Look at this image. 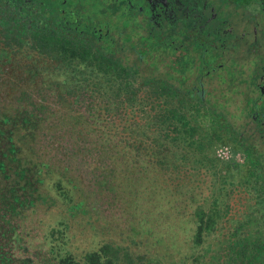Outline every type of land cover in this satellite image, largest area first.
I'll list each match as a JSON object with an SVG mask.
<instances>
[{"label": "trees", "instance_id": "16d2710c", "mask_svg": "<svg viewBox=\"0 0 264 264\" xmlns=\"http://www.w3.org/2000/svg\"><path fill=\"white\" fill-rule=\"evenodd\" d=\"M41 17L0 4V264H27L17 255L22 224L66 195L75 198L60 215L98 233L111 224L105 208L129 211L132 241L103 233L98 250L48 264H154L161 248L167 264L178 256L179 264H264V154L239 137L226 104L205 102L186 58L173 60L163 43ZM102 97L112 106H98L97 119L88 100ZM222 140L247 154L245 170L213 156ZM253 229L263 242L256 255Z\"/></svg>", "mask_w": 264, "mask_h": 264}, {"label": "flooded vegetation", "instance_id": "af4514ba", "mask_svg": "<svg viewBox=\"0 0 264 264\" xmlns=\"http://www.w3.org/2000/svg\"><path fill=\"white\" fill-rule=\"evenodd\" d=\"M0 4L45 21L87 22L102 36L163 43L173 60L186 58V67L195 74L190 82L205 89V102L227 105L232 96L241 95L239 137L264 144V0H0Z\"/></svg>", "mask_w": 264, "mask_h": 264}, {"label": "rangeland", "instance_id": "374dc122", "mask_svg": "<svg viewBox=\"0 0 264 264\" xmlns=\"http://www.w3.org/2000/svg\"><path fill=\"white\" fill-rule=\"evenodd\" d=\"M46 63L48 64V61H46ZM61 66L63 69L65 67V64L61 62ZM62 74H64V70H62V72L59 73L58 76ZM45 80L49 82L51 81L49 80L48 76L47 77L45 76ZM224 88H223V92L226 95L228 94V86H225ZM64 89L66 88L64 87ZM43 97L44 99L47 100V102L49 101L50 104L56 103L57 99L55 97H50L48 91L47 92L43 91ZM121 98L120 101L124 100L127 102L126 96H122ZM240 98H242L241 95L232 96L229 103L227 104L228 106L226 105V108L224 109L225 117L234 128L235 127L238 128V126L242 123V121H239L237 119V115H238L237 109H238V105L240 104ZM35 99L38 102L40 100L38 95H36ZM77 100H79L80 101L79 103H82L84 109H86L87 103L85 104V101H82V97L79 96ZM88 101H91L90 103H88L89 107L92 105V103L95 106L97 105V110H95L96 111L95 114L94 113L92 114L95 115V118L97 119H98V106H102L105 109H109L112 106V104H108V99H104L103 97L99 99V103L102 104H98V101L95 98H91V100L89 99ZM99 110H103V109L101 108ZM109 112L111 111L109 110ZM128 112L129 111H127L126 114ZM99 114L101 115V118L105 117L106 115L102 111ZM136 114L140 115L138 112H136ZM60 117L62 118V114L60 115ZM64 118H67V114L64 115ZM253 145L257 147L256 149L258 153L264 154V144L253 142ZM210 152H212L213 156L221 164L235 163L240 167H242V170H245V166L248 162L247 154L242 150L236 149L233 145L229 143V141L222 140L221 142H218L217 144L213 145ZM69 196L70 195L57 197V199L60 198L59 205H54V208H52V205L51 206L47 205L49 208H44V207L40 208L38 214L30 216L22 224V228H24L26 234L24 235V237H22L24 240V243H22L21 245L22 249H19L17 253V255L21 257V261H26L27 264H48V261H50V259L56 260L58 256H62L64 254H73L76 255L78 259H80V256L86 251L98 250L100 245L102 244L101 242L103 238L102 236H105L107 233H109L113 241H119L124 239V242L126 240H128L129 242L131 240L130 238L131 228L129 227L131 225V222H129L131 217L129 215V211H127V214L124 215L121 212L122 210L114 208L112 205L105 208L106 210L104 211L105 217H102V221L108 219L111 224L107 225L106 228L107 232H103L105 234L104 235L103 233H98L99 230L101 231V228H99L98 230V228H93L90 225H87L86 220H84L82 217L67 219L66 217H62L60 215L61 209H63L67 204L66 203V200H68L67 198H75V196L72 195L70 197ZM205 198H209V197L205 194ZM55 207H57L58 209H55ZM236 209L238 210L236 212H239L242 210V207H237ZM66 222H68L71 225L69 229H66L64 226ZM150 223L151 220H149V224ZM13 224H15V222H13ZM13 224L10 225L12 226ZM58 228L63 231L61 235L58 234L56 235V237H54L53 235L50 234L53 229L55 230ZM132 229L134 230L135 228ZM249 233L250 236L248 240L251 241L252 246H251V250L248 251L250 253L253 250L252 252L256 255L257 252H259V250L263 247V242H260V240L258 239V232L255 229L249 231ZM144 238L145 235L142 234L140 238L137 239L138 241H140L139 247L142 246L141 241L144 240ZM241 239L242 240L240 242L245 240L244 237H242ZM147 249L148 248H146L145 246L144 249H142L141 251H145ZM158 253L162 254L163 249L162 248L159 249ZM159 254L156 256H151L150 259L153 260L152 262L154 264H156L159 258H161L162 256L164 257L163 254L161 256H159ZM179 257L180 256H178L177 259L176 258L174 259L173 264H179L178 261ZM168 260L171 259L164 257L160 262V264H167ZM193 263L195 262L191 260L182 262V264H193ZM239 263L242 262L239 261Z\"/></svg>", "mask_w": 264, "mask_h": 264}]
</instances>
